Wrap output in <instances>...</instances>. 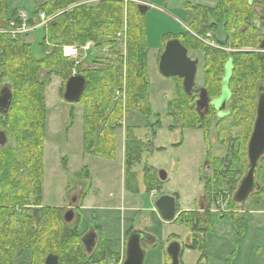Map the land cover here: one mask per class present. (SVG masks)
Instances as JSON below:
<instances>
[{
    "label": "trees",
    "instance_id": "trees-1",
    "mask_svg": "<svg viewBox=\"0 0 264 264\" xmlns=\"http://www.w3.org/2000/svg\"><path fill=\"white\" fill-rule=\"evenodd\" d=\"M84 0H38L34 14L45 12L51 15L61 11L48 24L46 37L37 40V54L31 45L10 35L0 33V77L9 85L11 91L10 105L5 113H0V127L9 138L13 136L12 146H0V264H43L48 253L58 255L59 264H106L113 260L119 264L124 258L126 240L133 229V219L124 232L122 252L114 247V242L106 238L100 225H96V243L90 253L86 252L81 241L83 233L79 228H70L60 216V207L43 206V149L46 129L45 89L53 76L63 79L60 93L64 91L65 81L72 75L74 61L62 57L61 45L76 43L84 45L92 41L93 46L102 48L114 46L116 33L126 23V108L137 109L144 115L147 125L158 127L160 114L151 106L150 82L147 74V53L149 50L145 12H140L138 4L131 0H100L95 5L82 3ZM260 3L261 0H256ZM257 2L249 0H220L213 7L186 0V8L192 18L188 27L200 35L214 29L222 23L225 37L233 46L258 47L264 41V10L257 11ZM75 4V5H73ZM73 5L71 8H69ZM7 0H0V25L9 16ZM211 17L214 24L207 22ZM29 23H33L30 17ZM177 38L189 51L197 49L202 52L203 87L210 100L220 96L223 86L224 67L231 64L227 81L229 97L226 101L224 115L234 111L243 127V136L233 140L231 151L226 159L212 157L206 134L205 164H213L217 173L213 174L203 185L208 194L206 208L184 210L178 213L174 222L185 225L190 232L189 247L200 252L197 264L207 255L205 234L211 231L212 214L210 206L218 199L223 188L234 184V175L241 174L247 163L246 143L255 115V103L258 89L264 87V53L254 51H233L213 49L197 40L188 30L161 36L162 44L157 56L163 51L167 40ZM55 47L48 48L46 42ZM48 45V44H47ZM50 50L48 54L46 51ZM94 62L95 60L92 59ZM95 67L82 68L77 64V71L84 76L86 84L76 102L82 104V150L84 154H94L106 159L115 156L116 122L121 119V103L114 102V90L118 86L121 64L116 68L112 63L104 66L96 60ZM84 69V70H81ZM173 79V97L166 102L165 115L173 122H180V128H206L211 117L217 114L210 104L206 112L198 111L195 106L197 94L186 93L182 78ZM230 108V110H228ZM203 113L201 116L200 113ZM73 123V106L68 113ZM155 116L151 122L150 117ZM216 116V115H215ZM69 123V122H68ZM240 124V123H239ZM240 124V125H241ZM0 128V129H1ZM175 128V127H173ZM124 189L128 193L139 192L136 173L131 166L139 162L143 144L136 138L131 128L125 130ZM180 144V143H179ZM227 162L223 167V162ZM66 167V158L62 159ZM256 169L259 188L252 194L264 192V156H261ZM86 175L87 168H82ZM144 193L158 183L153 168L145 166L143 170ZM226 171V176L224 174ZM89 189L81 195L85 198ZM236 205L231 198L226 208ZM217 212L216 218L226 215L231 219L237 236L245 231V219L234 213ZM177 212V211H176ZM233 212V211H229ZM83 214L78 212V224L81 225ZM236 247V244L234 245ZM161 251L167 264L170 262L165 247ZM182 253V245L181 252ZM87 254L89 256H87ZM24 259H27L26 261ZM29 259V261H28Z\"/></svg>",
    "mask_w": 264,
    "mask_h": 264
},
{
    "label": "rangeland",
    "instance_id": "rangeland-1",
    "mask_svg": "<svg viewBox=\"0 0 264 264\" xmlns=\"http://www.w3.org/2000/svg\"><path fill=\"white\" fill-rule=\"evenodd\" d=\"M36 1L7 0V3L10 11L22 10L32 17L37 5H35ZM99 1L88 5H95ZM131 1L136 5L146 3L149 6L145 11L146 31L150 46L147 65L150 82L149 98L153 111L160 114V125L149 127L146 124L145 116L140 114L137 109L127 110L126 108V39L124 40L125 46L122 47L123 44L119 45L115 41L112 50L108 47H92L89 55L82 60V68L95 66L96 60H101L104 66L112 63L116 68L121 64L120 76H118L117 81L118 86L114 90V102L121 103V119L116 122L117 128L115 130V156L113 159H106L94 154L83 153V106L78 103L72 104L74 119L73 123H70L68 113L71 109V103L66 102L63 99V93H60V85L63 83V79L53 76L45 89L46 129L43 149L42 203L43 206L60 207L59 213L62 217L66 210L71 209L73 218L66 224L71 229L80 226L79 229L83 235L90 229L96 232L95 226L98 224L107 237L114 240L118 236L120 241V237L123 240V232L133 219V229L141 230L153 236L152 241L144 240L142 243L145 248L143 264H167L161 251V245L166 248L172 239H178L182 245L180 263L197 264L200 252L189 247L191 234L188 228L179 222H174V219L178 217V213L181 211L206 208L207 201L203 202V207L198 206V201L201 199L200 195L203 192L202 177L205 167L202 166V163H204L203 160L207 155L205 133L208 134V149L211 150L212 157L222 158L221 160L224 157L227 161L228 158L225 157H228V153L231 151L230 147H232L233 140L243 136V127L238 118L234 116V111L228 108L230 111L226 117L220 118L222 115L218 114L217 116V114H214L206 128L181 129L179 121L173 122L170 117L165 115L166 102L173 97V79L163 76L159 72L157 57L156 62H154V52L158 50V47L160 48L162 44L161 36L164 33L172 35L184 30H188L197 40L209 47L224 50L227 53L238 50L264 53V50H260L258 47L233 46L232 41L225 37L222 23L216 24V27L208 30L205 35L196 33L192 28L187 27L192 14L186 8V0ZM191 1L213 7L220 0ZM254 2L257 1L254 0ZM261 5L263 8L257 2L256 7L257 11L262 13L264 0H261ZM59 12L61 11H56L48 16ZM207 22L210 24L215 23L211 17L207 18ZM124 26L126 27L125 22L122 28ZM260 31L264 33V29H260ZM26 33L27 35L20 39L29 43L32 51L37 54V40L44 34L43 28H36ZM70 45L76 46L77 44L61 45L62 57L66 58L63 54V47ZM46 46L48 48L55 47L49 41ZM49 52L50 50H47L46 54ZM188 55L192 59H198L194 83V87L198 88L203 85L202 52L197 49H190ZM92 59L95 61L93 62ZM76 66L77 64L74 62V66L71 68L72 74L78 70ZM229 66L230 63L228 62L224 67L223 80L228 78L229 70L227 68ZM82 68L81 70H84ZM3 82L4 79L0 77V88ZM149 120L153 122L155 116L150 117ZM253 123L254 118L250 134ZM127 128H131L136 138L142 141L143 144L140 161L131 166V171L136 173L139 187V192L136 194L125 191L123 183L124 143ZM6 138L5 145L12 146L14 144L13 136L9 135L8 138L6 135ZM247 143V163L244 170L241 174L234 175L233 180H236V182L233 185L229 184L228 188H223L220 200L218 202L214 201L210 206L212 214L211 231L205 234L208 252L201 260V264H264V192L260 195L252 194V192L243 204L236 203V205L229 208V211L233 212L227 211L226 208L227 201L230 198L232 199L248 165ZM261 156H264V152ZM63 158H66L65 168L62 167L61 161ZM225 161L222 164L223 167L227 164ZM145 166L153 168L156 177H158L157 171L160 169L164 170L167 176L164 181H160L158 178L159 182L154 185L148 194L144 193L145 187L143 184ZM83 167L87 168V175L84 171H81ZM87 189H89L88 194L85 198H82L83 191ZM153 189H156L157 197L162 194H169L176 198L177 212L173 220L164 221L161 218L154 206L155 195L151 194ZM73 196L75 201H71ZM225 211L244 217L245 234L236 235L235 228L228 215L222 219L216 218L217 212ZM78 212L83 214L81 225L78 224ZM122 244L123 241L120 243L114 240L115 249L119 250ZM87 256L89 255L87 254ZM21 261L17 260L14 264H19ZM106 264L116 263L109 260Z\"/></svg>",
    "mask_w": 264,
    "mask_h": 264
},
{
    "label": "water",
    "instance_id": "water-1",
    "mask_svg": "<svg viewBox=\"0 0 264 264\" xmlns=\"http://www.w3.org/2000/svg\"><path fill=\"white\" fill-rule=\"evenodd\" d=\"M138 9L140 12H144L147 9L146 5L139 4ZM260 47L264 48V41L260 43ZM230 63V61H228ZM227 62V63H228ZM226 63V64H227ZM159 72L166 77L178 76L182 78L183 89L186 93H191L194 85L195 74L197 70V60L191 59L188 56L187 49L181 44V42L174 38L166 41L164 49L159 56L158 61ZM226 66V65H225ZM229 75L231 70V64L229 68ZM228 75V77H229ZM227 79L223 80L221 95L210 101L209 96L204 88H198V98L196 100V109H201L206 112L209 104H212L215 109L218 110L219 115H224L223 110L226 106V101L229 97V91L227 89ZM86 81L83 75L73 74L65 82L63 99L68 103L77 102L83 92ZM11 91L9 86H5L0 91V112L5 113L10 105ZM220 108V109H218ZM255 119L253 123L252 132L250 134L247 143V157L248 165L245 173L241 178L238 187L233 195V200L236 203L242 204L247 200L248 195L254 190L259 188V183L256 180V169L258 166L259 158L264 152V87L260 86L257 93V99L255 104ZM202 116L203 113L201 112ZM7 141L4 130L0 129V146H4ZM158 177L161 181L166 179V173L164 170H158ZM71 201H75V197L71 198ZM155 207L158 209L160 216L165 221H170L174 218L175 199L171 195H162L155 201ZM73 218V211L68 209L63 214V219L66 223H69ZM96 234L90 230L84 236L81 241L85 246L86 252L90 253L95 244ZM142 240L152 241L153 236L144 233L141 230H133L127 237L125 258L121 264H143L145 251L141 246ZM166 253L170 258L169 264H180V244L178 241H171L166 247ZM43 264H59L58 255L54 253H48L44 259Z\"/></svg>",
    "mask_w": 264,
    "mask_h": 264
},
{
    "label": "built area",
    "instance_id": "built-area-1",
    "mask_svg": "<svg viewBox=\"0 0 264 264\" xmlns=\"http://www.w3.org/2000/svg\"><path fill=\"white\" fill-rule=\"evenodd\" d=\"M52 16H46L45 13H39V17L37 18V23L35 26H30L27 23L28 19V13H25L24 11H19L16 17L8 18L3 25L0 27V33L9 34L12 38H16L20 35H23L24 33L28 32L29 30L35 28L36 26H43L45 27L48 22L53 18ZM124 34L123 32H118L117 36L121 38V36ZM90 43H86L85 46H83V49H87ZM70 49L67 52V48H64V55L66 56H75L76 49L75 47H69Z\"/></svg>",
    "mask_w": 264,
    "mask_h": 264
},
{
    "label": "flooded vegetation",
    "instance_id": "flooded-vegetation-1",
    "mask_svg": "<svg viewBox=\"0 0 264 264\" xmlns=\"http://www.w3.org/2000/svg\"><path fill=\"white\" fill-rule=\"evenodd\" d=\"M253 2V0H249V3H252ZM5 86H7L5 83H3V85H2V87L0 88V91L2 90V88H4ZM195 90H197V89H193V92L194 93H196L197 94V96H198V92L197 91H195ZM1 113V112H0ZM205 160H203V162H204ZM202 166H204L205 168H204V174H203V177H202V179H203V185H204V183L215 173H217V169H215V166H213L212 164H205V163H202ZM224 174H225V176H226V171H224ZM154 191H156L155 189H153ZM157 192V191H156ZM162 195H169V194H162ZM162 195H159L158 197H160V196H162ZM171 196H173V195H171ZM174 197V196H173ZM199 197V196H198ZM220 197H221V192H220V194H219V196H218V199L216 200V202H218L219 200H220ZM200 201H198V206L199 207H203L202 205H203V202L205 201H207L208 200V194L206 193V192H204V190H203V192L201 193V195H200ZM174 199H176L175 197H174ZM176 205H177V203H176V200H175V209H174V212L176 211ZM202 209V208H201ZM211 210V209H210ZM143 241V240H142Z\"/></svg>",
    "mask_w": 264,
    "mask_h": 264
},
{
    "label": "crops",
    "instance_id": "crops-1",
    "mask_svg": "<svg viewBox=\"0 0 264 264\" xmlns=\"http://www.w3.org/2000/svg\"><path fill=\"white\" fill-rule=\"evenodd\" d=\"M95 1H98V0H85L84 2L85 3H87V4H91L92 2H95ZM43 36V35H42ZM149 44V43H148ZM74 45H71V47H73ZM107 46H105L104 48H106ZM161 47V46H160ZM78 48H79V46H78ZM77 48V49H78ZM149 48H150V46H149ZM159 47H158V50L156 51V52H154V62H156V57H157V54H158V51H159ZM91 50V49H90ZM90 50H88L87 51V54L90 52ZM149 52H150V49H149ZM149 52H148V55H147V65H148V56H149ZM80 55H84V56H86L87 57V55H86V53L85 52H82V51H80V53H79ZM263 197V196H262ZM261 197V198H262ZM246 227H247V225H246ZM101 229H102V227H101ZM103 230V229H102ZM104 232V231H103ZM245 232H246V230H245ZM245 232H244V234H245ZM124 233V232H123ZM104 235H105V233H104ZM106 236V235H105ZM243 237V236H242ZM106 238H108V239H110L111 241H113L114 242V240L116 241H118V242H120V243H122V241L124 242V238H123V240H122V238L120 237V241L118 240V236L117 237H115L116 239H112V238H110V237H107L106 236ZM122 248H123V244H122V247H120V249L119 250H117L119 253H121L122 252Z\"/></svg>",
    "mask_w": 264,
    "mask_h": 264
},
{
    "label": "bare ground",
    "instance_id": "bare-ground-1",
    "mask_svg": "<svg viewBox=\"0 0 264 264\" xmlns=\"http://www.w3.org/2000/svg\"><path fill=\"white\" fill-rule=\"evenodd\" d=\"M70 49H67V52L69 51Z\"/></svg>",
    "mask_w": 264,
    "mask_h": 264
}]
</instances>
